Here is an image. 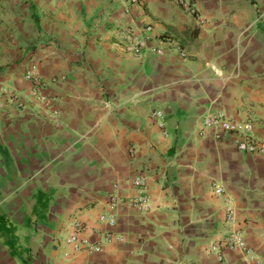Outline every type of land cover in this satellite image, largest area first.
I'll return each mask as SVG.
<instances>
[{"label": "crops", "instance_id": "obj_1", "mask_svg": "<svg viewBox=\"0 0 264 264\" xmlns=\"http://www.w3.org/2000/svg\"><path fill=\"white\" fill-rule=\"evenodd\" d=\"M190 1L203 25L177 0H0V85L24 104L0 98V264H254L210 252L232 229L264 259V157L202 126L222 112L264 139V0ZM124 31L148 38L140 56ZM136 176L146 211L124 203ZM75 224L124 241L65 257Z\"/></svg>", "mask_w": 264, "mask_h": 264}, {"label": "built area", "instance_id": "obj_2", "mask_svg": "<svg viewBox=\"0 0 264 264\" xmlns=\"http://www.w3.org/2000/svg\"><path fill=\"white\" fill-rule=\"evenodd\" d=\"M131 5H137L141 0H126ZM177 4L187 14L194 17L199 25L204 24V19L198 14L190 0H177ZM147 31H150V27H146ZM119 39L123 43V48L126 53L132 56H140L145 46L147 37L138 38L129 31L120 32L118 34ZM152 52L157 55H162L163 51L160 48L152 49ZM183 55V54H182ZM24 79L31 83V96L42 104L48 105L50 99L42 93V88L45 86L42 80L38 67L35 64H31L24 73ZM6 97L10 101H15L18 107L23 108L24 104L21 102L19 96L6 86L0 85V98ZM150 118L158 122L160 129L164 128L163 114L160 111H153L150 114ZM202 126L205 129L213 131L215 136L219 138L222 134H232L236 137L237 149L245 154L259 155L264 157V139L257 138L253 132V125L248 121H238L231 117L226 116L224 113L219 112L212 117H205L202 120ZM164 136L166 133L163 131ZM131 183L135 189L139 192L135 196L129 197L124 200V203L130 207L136 208L139 211H146L148 208V198L146 197V191L148 188V178L144 176H136L131 180ZM214 193L216 196L223 195V189L219 186H214ZM111 203L113 206L119 205V201L116 197H111ZM225 221L228 224H232L234 221V212L230 207L226 208ZM100 222L106 223L108 226L114 225V219L112 217H106L101 215L99 217ZM83 227L80 224H75V230L64 239V244L68 248L64 253L65 257H70L77 253L85 252L88 254L100 253L104 249V244L108 245L112 242L122 243L124 241L122 236L114 235L110 231H106L102 234L103 242L87 243L81 237ZM223 251H229L241 255L244 259L254 264H264V259L254 255L253 251L245 243L242 233L239 229H232L226 235L222 236L219 240L215 241L210 246V252L213 253L218 260L223 259Z\"/></svg>", "mask_w": 264, "mask_h": 264}]
</instances>
